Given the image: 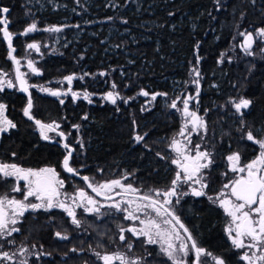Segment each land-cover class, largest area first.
<instances>
[{
	"label": "trees",
	"instance_id": "obj_1",
	"mask_svg": "<svg viewBox=\"0 0 264 264\" xmlns=\"http://www.w3.org/2000/svg\"><path fill=\"white\" fill-rule=\"evenodd\" d=\"M1 1L3 6H11L13 3V0ZM214 1L174 0L167 4L161 3L162 10L158 6L153 7L154 19L158 26L157 29L150 26L149 32H146L148 42L141 44L134 52L135 56H131L130 60L134 65L130 67L124 60H115L120 63L125 73L124 79L129 83L128 86H133L134 93L139 92L143 86L148 89L153 86L152 92L167 93L170 91L168 83L171 72L175 71L174 68L178 70L175 73H183L179 80L185 82L193 65L198 68L202 78V96L208 100L204 108L213 109L217 104L226 102L236 88L243 93L245 88L243 84L241 85L243 76L239 78L229 71H235V68L226 63L219 67V61L222 53L232 44L235 27H243L245 31L264 28V0H228L218 13L214 10ZM19 8L20 4H17L12 9L18 12ZM59 15L49 10L43 13V16L49 17L52 23L58 22ZM171 27L174 30H170ZM99 41L85 38L89 53L94 55L97 52L91 61L87 59L88 71L95 69L98 62H105L102 53H98L101 46ZM6 51L5 40L0 34V56L6 57ZM137 55L140 57L135 58ZM160 55L163 59H159L160 61L155 64L156 68L151 70L152 60ZM2 57L0 62L4 68L7 65L4 64ZM242 61L255 67L248 81L250 87H247L248 90L242 95L252 102L244 121L250 127L248 131L254 132L259 138L257 131H261V137L264 130V63L248 55ZM49 62L47 65H41L45 75L43 81L51 79L50 76L46 77L49 71L55 73L54 77L57 79L58 74L71 73L74 68L73 61L59 57L51 58ZM245 69L247 71L248 66ZM150 70L154 75L153 79L166 80V83L156 82L158 85L156 87L153 79L149 82L146 72ZM235 84L239 86L233 87ZM84 90L90 93L96 89L92 82H86ZM6 97L7 95H3L0 99L4 101ZM11 98V106L17 109L27 102L26 97L20 93H13ZM32 101L34 118L45 123L60 121L65 116L70 124L77 125L85 116L87 117L81 127L86 143L83 148L80 147L82 150H75L71 159L73 168H82L80 174L105 179L117 178L125 173L129 176L126 181L140 187L142 191L163 189L170 184L171 175L160 156L165 154L163 147L167 140L179 129L175 114L167 116L160 111L157 115L153 112L150 115L147 111H141L139 100L137 103H130L132 116L123 108V104L108 106L97 99H93L92 103L79 102L76 110L73 109L71 97L63 98L64 103L61 104L56 97L35 93ZM13 113L12 111L11 115ZM13 120L14 122L18 120L19 123H16V128L11 129L0 141V163H15L24 168L52 166L59 169L64 155V149L59 143L41 141L35 132V126L23 119L20 114ZM233 120L237 126L239 122L235 117ZM221 124L225 128L230 127L228 122H221L218 125ZM218 125L215 124V128ZM138 128L144 136V140L139 143L135 140V136L139 135ZM216 136L212 141L218 150L215 155L220 160L223 155L230 153L232 141L218 142ZM12 140L14 141L11 142ZM13 153L16 156H13ZM157 153H160V156ZM71 180L77 185H83L81 181ZM181 212L184 216L183 222L201 247L223 258L225 264H241L223 236V217L218 210L211 209L202 200H189ZM77 217L82 222L81 235H77L76 225L60 212L38 210L25 215L22 222L17 225L19 232L0 238V250L16 253L9 264H19L21 260H27L28 264H103L94 256L91 257L90 250L102 254L115 253L122 251L131 243L133 245L131 254L142 258L141 264H170L158 253L157 248L147 246L141 238H134L128 232L125 233L126 240L120 241V229H126L129 225L121 214L105 210L102 217L84 212H79ZM56 221L62 223L60 232L62 236H67V239L56 236L54 231ZM23 248H27L28 252L21 255L20 250Z\"/></svg>",
	"mask_w": 264,
	"mask_h": 264
},
{
	"label": "rangeland",
	"instance_id": "obj_2",
	"mask_svg": "<svg viewBox=\"0 0 264 264\" xmlns=\"http://www.w3.org/2000/svg\"><path fill=\"white\" fill-rule=\"evenodd\" d=\"M171 1H174V0H163V1H160V0H13V3L11 4V6L10 5L3 6L2 1L0 0V8L7 7L10 9L9 13L5 15L10 21L8 25L9 31L13 33L12 44H13V47L15 48L14 55L16 56L17 59L20 60L21 62L20 71L27 74L26 78L28 80L29 85L44 86V87L51 88L53 90H59V91L64 92V91H67L69 85L67 84L66 81H63V78L65 76L74 75L76 78L73 80L71 84V88H72V91L81 94L80 98L73 100L71 93H69L66 96H60L59 98L56 97V100H59V101L63 100V98L65 97H71L72 102H73L72 106L74 110H76L79 102L84 101V102L89 103L88 100L83 99L82 94L86 91L84 90L86 88V82H89V83L92 82L96 90L90 93L87 91L90 94L89 99L91 101L93 99H97V101L103 104H106L108 106H115V105L123 104L124 105L123 108L127 109V111L131 113V116L133 115V111L132 109H130V103L131 102L137 103L138 100L140 101V104H141V111L143 112L147 111L148 113H150V115L152 112L155 113V115H157L160 111L164 115H167V116L168 114L169 115L175 114V116L178 118L180 122V126H179V129L176 131V133H174L170 137L171 139L169 142L171 144L173 137H176L177 139H181V140L184 139L183 137L177 136V133L179 132L180 128L182 127L184 123V119L179 111H177L176 109H172L169 105L172 103L173 100H176L177 97H179L180 99L177 100V105L179 108H182L183 105L181 101L183 100L184 97L188 95H192V96L196 95L197 86L192 83V80L195 78L194 75L192 74V71L188 74L187 80L185 82H181L179 79L183 73L182 72L175 73V71H178V70L174 68L175 71L171 72L172 75L170 76V79H169L170 82L168 83V86L170 87V91L167 92L166 96L158 95L155 100H152V94L165 93V92H161V91L152 92L154 90L153 86L149 87V89L146 86H143V88L141 87V90L147 91L149 93V96L146 97V96L140 95L139 93L141 92V90L139 92L134 93L135 90L133 91V86L131 85L128 86L129 83H127L124 79L125 73L122 71L120 63H117L115 61V60L121 59V60H124L127 63V65L130 67L134 65V62L130 60L131 56H135L134 52L141 44L148 42L146 32H149L150 26L154 27L153 29H157V26H158L157 22L154 19L155 16L153 15V7L158 6L159 9L162 10L163 8L160 7L161 6L160 4L161 3L167 4L168 2H171ZM227 1L228 0H219V4H217L215 0L214 10L217 11V13L220 12L222 6L225 3L227 4ZM17 4L18 5L20 4V8L18 12L12 9ZM48 10L50 12L60 14L57 19L58 22L52 23V20H50L49 17L45 18L43 16V13L48 12ZM121 13H122V16H121ZM119 16L121 17L119 18ZM33 22L37 24L38 29H44L50 26H58L62 28V31L50 33V32H45L41 30V31L29 33L28 35H20V33H22L23 30ZM172 22L176 23V21H172ZM170 30H174L173 27H171ZM257 31L258 29L253 30V31H249V30L247 31V32L253 33L254 40H255L253 47L251 49L253 55H248V56H250L251 58H254L256 61L258 60L264 63V38L257 36L256 35ZM240 32H245L243 27L242 28L240 26L235 27L234 33L232 35V38H233L232 44L226 51L222 53L223 60L221 62V57H222L221 55L220 61H219V67H222V65L226 63V65L233 66L235 68V71L234 70H229V71L233 72V74L238 75L239 78L243 76V82L241 83V85L243 84V86H245L243 93L241 91H238L239 88H236L231 93L232 97H230L226 102L217 104L216 108L206 109L204 107L207 105L208 100L207 98L202 96L203 95L202 94V78L200 76V84H199L200 92H199V97H198V103L195 100L190 102V110H196L198 114L203 117L206 123V129H207L206 133L203 130H201L200 134H197L195 132L191 134L190 138H191L192 144L190 145V148L194 147L196 144H200L201 145L200 150L201 151L207 150L208 152H210L211 158L213 161L214 155H213L212 149L215 148V145L213 144L211 145L209 144V142H213L212 140H214L213 138L216 135H217L216 139L218 142L227 143V142L232 141L231 147H230L231 152L224 159L226 160L227 169L231 173L233 172L230 170V164H229V161L227 160V157L229 155H232L233 153H239L240 165L241 166L246 165L241 162V158L243 157L242 156L243 147H245V145L241 144V142H249L246 139V133L248 132V130H250V127L248 123L244 121V117L247 112L244 113L242 111L243 115H241L240 113H237L235 108L233 107V104L230 101H239L241 97L245 98L244 95L242 94L246 93L244 91L248 90L247 87H250L248 84V81L251 79L252 72L255 70V67L253 65H246L244 61H242V59L245 58L246 54L239 47V45L243 42V39H244L242 36L239 35ZM85 38L86 39L91 38V39H94L95 41L100 40L99 44H101V46H99L98 53L99 54L102 53L101 56L103 57L105 61V62H98V66L95 65V69L90 70V71H88V68H87L88 66L87 59L91 61L92 60L91 58L94 57V55H97V52L95 49L97 48V46L94 48L96 53L94 55H91L90 54L91 52L89 53L88 47L85 45ZM83 39H84V42H83ZM29 43H38L40 45V51L36 52L35 50L28 49L27 45ZM5 46H6V43H5ZM100 47L102 48L100 49ZM158 52L159 51L156 50L157 54H159ZM139 54L141 56L143 55L142 53H139ZM54 57H59L63 60L73 61L74 68L71 73L67 74L66 72H64V74L62 75L58 74L59 78L57 79L56 77H54L55 73H52L51 71H49L46 74V77L50 76L51 79H49L48 81H43L45 78V75H44L43 69L41 68V65L49 64L50 63L49 60ZM138 57L140 56L137 55V57L135 58H138ZM2 58L4 59L3 60L4 64L7 66L3 68V65L0 62V70L8 74L6 79L11 78L14 80L13 64L11 60L8 58V51H6V57H2ZM159 59L160 60L163 59L162 55L152 60L151 70H154V68H156L155 64L160 61ZM28 60H32L34 62L35 67L38 68L41 73L40 75H36L31 72V70L28 68V65H27ZM194 66L195 65H193V68ZM246 66H248L247 71L245 69ZM151 70L146 72V75L148 77L147 80L149 79V82L154 77ZM155 71H157V69ZM86 73L87 75H85ZM100 73H105V75H100ZM80 77H83V79H80ZM50 81L51 83H49ZM58 81H63V82L57 83ZM159 81L166 83V80H158V79H153L152 82L153 84H155L156 87H158L156 82H159ZM113 84H115L116 86L115 88L112 87ZM237 85L238 84H235L233 85V87ZM213 87H215V85H213ZM29 91L31 94V98L33 97L35 93L49 96L48 93L40 91L39 87H29ZM110 91L114 93H119V98H117V101L115 104L104 99V96ZM13 93H18V90L16 87L14 88L5 87L4 91L0 92V96L7 95L4 101L0 99V103L7 105V110L5 114L13 122L15 120V119L13 120V118H15L17 114L18 115L20 114L21 117H23V119L27 120L23 114V109L27 105V102L25 101L24 106L21 107L20 109L12 107L10 104V101L12 100L11 97ZM49 97H55V96H49ZM135 97L138 99H136ZM200 98H201V103H202L201 106L199 104ZM33 108H32V115L34 112ZM12 111L14 112L13 115H11ZM236 116L239 117V119H237ZM234 117L239 122L237 126L234 125L235 123V121L233 120ZM83 121L84 119L82 121H79V124H77L79 125L78 130L73 127V124H70V121H68L65 116H63L60 121L55 120V121H50L46 123L55 122L56 124L60 125L57 131L58 132L62 131L67 135V139L65 140V143H68L70 147L73 149V153H72V156H73L75 150H82L80 149L81 144L77 143V141H81L83 146L86 143L83 137V134L81 133V127H83V124H84ZM221 122L222 123L228 122L230 124L229 125L230 127L227 126L225 128L223 124L218 125ZM14 123L16 124L19 122L17 120V122H14ZM32 124L34 125V123ZM215 124L218 125L216 128H215ZM137 130L139 131V128ZM8 132L0 133V141L3 139L5 134H8ZM35 132L39 135L41 141L58 142L59 145L63 148L62 146L63 141L61 140L60 136L57 135L56 132L49 133V136L51 137L49 141L43 140L41 138L40 133L37 131L36 126H35ZM257 132L259 134V138L254 132H252L253 135L257 139L264 138V130H263V136L261 137H260L261 131H257ZM139 135H143V134L140 133L139 131ZM13 141L14 140H12L11 142ZM195 142H199V143H195ZM236 142L238 145L236 144ZM253 144H254V147L256 148L255 149L256 156L254 157L255 159L259 155L260 148L258 144L254 142ZM36 148L37 147H35V149ZM166 149L168 151V154H169L168 156L170 157V162H171L172 159L176 158V153L169 146H167ZM66 154H67V150L64 149V155H63L62 160L64 159ZM192 154L194 155L195 153L193 152ZM70 165L71 167H73L71 160H70ZM43 167H52V166H41V167L34 168V169H39ZM55 169L57 173H59L60 179H63L65 182V186L61 190L62 192L74 194L78 189H83L84 191L88 193V195L98 200L100 204L105 205V207H101L100 213L96 215H98L99 217H102L106 210L107 212H112L114 214H121L122 218L124 219L125 213L117 212L115 211V209H110L107 207L108 204L113 202L112 200H104V199H99L95 197L93 194H91L90 192L86 190L84 185L82 184L77 185L73 183L72 180L62 172L61 167L59 169L58 168H55ZM75 169L78 171L79 175L83 177L86 176V175L80 174V171H82V168L80 169L75 168ZM208 169L203 170V173L205 176V182H206V171ZM177 171L178 169L174 165L173 179L175 178ZM234 174H235V177H234L235 179L238 177V175H241L240 173H234ZM125 175H126L125 173H122L117 178L108 177L105 179L96 178L95 176L94 177L87 176V177L90 178V181L93 184H101V183H104L106 181H110L113 179H121L123 183L129 184L126 180L122 179ZM15 184H16V181L14 178L0 177V196L8 195L9 197L23 199V192H13L12 191V188ZM19 184L21 188L24 187V181H20ZM170 187H171V184H170ZM191 187H199V186L194 185L191 182L181 183L177 189L178 196L171 198L173 200V205L171 207L174 210L175 214L179 216L180 220L182 221L184 217H182V212H181V207H180L181 203L188 198L189 199L190 198L191 199L200 198V197H195L192 195H187V196L179 195L180 193H183V192H190ZM136 188L140 189V194L150 192V190L142 191L140 187H136ZM167 189L168 188H163L161 190H167ZM206 190L207 189H205V191ZM221 190L217 192L216 194L206 195L202 197H206L208 199V196H212L213 198H215L217 195H219ZM223 190L226 193L230 191L229 189H223ZM120 191L122 190L115 189L113 192L108 193V195L111 196L115 194L116 192H120ZM121 198L122 197H117L114 200H120ZM160 199L162 200L163 197H160ZM177 199H179L178 204L176 203ZM30 201L33 203H39V201H36L35 198H30ZM210 203L212 205L217 206L222 211V213L226 216L228 220L227 222V225H228L230 218L224 213L223 209L219 207L218 203H213L212 201H210ZM39 210L45 211L44 209H39ZM36 211H32V210L26 211L24 213V216L30 213H34ZM148 211L150 212L152 216H155V213H151V210H148ZM45 212H60L64 214L65 217L72 223L71 217H69L67 213L64 212L60 208L54 207ZM79 212H84V210L82 208H76L77 216ZM92 214L95 215V213H92ZM23 217L19 218L20 222H22ZM77 219L79 220L78 217ZM126 221L129 222V225L127 226V228L130 226H137V227L140 226L138 221H135V222L130 221V220H126ZM17 225H15V227H17ZM81 226H82L81 224L79 227L77 225L75 226L78 232L77 235H81L80 233ZM61 227H62V223L56 221L54 224L55 234L57 232L61 233L60 232ZM226 227L224 228V233L226 235V238L229 244L232 246L231 240L229 239L225 231ZM125 233L126 232H124V235ZM128 233L131 234L130 232ZM181 234L183 235L182 232ZM140 238L143 241H145L144 237H140ZM176 243L179 244L178 241ZM186 243L189 244L188 241H186ZM196 243L197 245H199L198 242ZM146 245L154 246L155 248H157L158 253L162 255V257L171 264V261L167 258V256H165L164 254L160 252V246L158 244H151V245L146 244ZM189 247H190V244H189ZM232 248L234 249V251L238 253V259L242 261L243 264H246V262L241 260L240 257L243 255L245 251H249L250 253L251 250L236 249L233 246ZM204 249L206 250V248ZM95 252L96 251L94 250H90V254H92L91 257L94 256L96 260H99L96 257ZM118 252L125 253L131 258H138V257L132 256L131 254L132 249L129 250L127 246L124 247L122 251H118ZM9 253L12 254L13 252H9ZM206 253H211V252L206 250ZM108 254H111V253H108ZM213 256L215 255L213 254L211 256L202 255L200 257V264H214V261L212 259ZM184 259L186 261V264H194L195 258H194L193 250H191L189 254L186 257H184ZM99 261L102 262L101 260ZM8 262L9 261L0 260V264H9ZM115 264H119V262L116 261Z\"/></svg>",
	"mask_w": 264,
	"mask_h": 264
},
{
	"label": "snow or ice",
	"instance_id": "obj_3",
	"mask_svg": "<svg viewBox=\"0 0 264 264\" xmlns=\"http://www.w3.org/2000/svg\"><path fill=\"white\" fill-rule=\"evenodd\" d=\"M219 4V0H216ZM10 9L7 7L0 8V34L7 42L8 46V58L13 62L15 67V79L7 77V73L0 70V92L4 91L5 87L14 88L19 86V90L25 93L29 92V87H39V90L48 93L55 97L66 96L71 93L73 100L79 99L80 95L77 92L72 91L71 84L76 78L74 75L65 76L63 81H66L69 85L67 91L53 90L44 86L29 85L26 78L27 74L20 71V60L14 55L15 48L13 47V33L9 31L8 25L10 21L5 14L9 13ZM126 22V21H125ZM45 32H60L61 27L50 26L44 29H38L35 22L28 25L20 35H28L29 33L36 31ZM243 42L239 47L246 55H253L251 49L255 42L252 32H240ZM257 36L264 38V28L259 29L256 33ZM27 48L30 50L40 51V45L38 43H29ZM223 60V54L221 62ZM199 57L197 58V63ZM28 68L33 74L40 75V71L35 67L32 60L27 61ZM194 79L192 83L197 86L196 95H188L181 101L183 107L179 108L176 100H173L169 105L172 109L179 111L184 119V123L180 128L177 136L184 139H177L173 137L169 147L176 153V158L172 159L171 163L176 165L178 171L175 178L171 181V187L167 190L153 189L149 193L140 194V189L134 187L132 184H125L121 179H113L101 184H93L90 178L87 176L82 179L87 184L88 188L96 194V196H103L106 200H112L113 202L108 204L107 207L115 209L117 212L125 213L124 219L130 221H138L139 227L130 226L128 228L120 229L119 239L121 242L126 240L124 232H130L134 237L145 238L146 244H158L160 246V252L167 256L171 261V264H186L184 257H186L191 250L195 252L194 264H200V257L202 255H209L206 250L199 247L193 238L192 234L181 222L179 216H177L172 209L173 200L172 197H177V189L181 183L191 182L199 187H191L190 192H183L179 195L187 196L192 195L195 197L206 196L205 189L208 188V184L205 182V176L203 170L210 168L212 164L211 153L207 150L201 151V145L196 144L190 148L192 144L191 134L193 132L200 134L203 130L205 133L206 123L202 116L198 114L196 110H190V102L196 101L198 103L199 97V84H200V72L198 68L192 69ZM87 75V73L85 74ZM105 75V73H100ZM83 79V77H80ZM58 81L57 83H62ZM115 88V84L112 85ZM143 96H149L147 91L141 90L139 93ZM83 99L92 101L89 99L90 94L85 91ZM158 95L166 96L167 93H155L152 94V100H155ZM119 98V93L108 92L104 99L115 104ZM127 102V101H125ZM233 104L237 113H242V109H247L251 101L249 99L241 97L239 101H230ZM63 104L64 101L60 100ZM33 101L31 94L29 93L27 105L23 109V114L29 120H34L37 130L43 140H50V132H56L63 139H67V135L62 131H57L60 127L59 124L43 123L42 121L35 119L32 115ZM7 105L0 103V133H6L10 129L16 128V124L10 120L5 114ZM143 110V109H142ZM84 119H87L85 116ZM77 130L79 125H73ZM146 135V134H145ZM246 139L259 145V155L246 165H240L239 153H233L227 157L230 164V170L233 173H240L238 177L229 183L223 185V189H229V192H225L223 189L215 198L208 196V199L213 203H218L219 207L223 209L224 213L230 218L229 224L225 231L231 240L232 246L236 249H249L245 251L240 257L246 264H264V138L257 139L252 131L246 133ZM135 140L137 143L144 140L143 135H136ZM81 144V141H77ZM63 147L67 149L62 167L64 170L73 175H79L78 171L70 166V160L72 158L73 149L68 143H64ZM195 153L194 155L192 153ZM160 156V153H157ZM15 156V153H13ZM161 159L166 157L160 156ZM226 175V173H225ZM0 177L14 178L16 184L13 186V192H23V199H17L15 197H9L8 195L0 196V238L11 236L15 232H19L20 229L15 227L20 220V217L24 216L26 211H36L44 209L48 211L52 208H60L71 217L72 223L80 226V220L77 219L76 208H82L85 213L99 214L101 207L105 205L100 204L94 197L88 195L83 189H78L74 194L62 192L61 190L65 186L63 179H60L59 173L53 167H43L39 169L24 168L15 163H0ZM123 180H127L128 176L125 175ZM24 181V187L21 188L19 182ZM115 189H121L122 191L116 192L117 196H121L120 200H114V197L108 195ZM63 197V198H62ZM160 197H163L161 200ZM30 198H35L39 203H33ZM70 201V203H69ZM179 203V199L176 200ZM151 213H155L152 216ZM143 216V218H142ZM159 218V219H157ZM178 226V227H177ZM183 230V235L181 234ZM57 237L61 239H67V236H62L61 233H56ZM179 242L177 244L176 242ZM186 241L191 242L189 244ZM13 243V241H9ZM128 249L131 250L133 245L129 243ZM76 251V249H72ZM28 252L27 248L20 250V254L23 255ZM259 253V254H258ZM16 253L10 254L7 251L0 252V260L11 261L14 259ZM96 257L103 262V264H115L116 261L119 264H141L142 258H131L125 253L115 252L111 254H101L95 252ZM214 264H225L223 258L212 257ZM19 264H28L27 260H21Z\"/></svg>",
	"mask_w": 264,
	"mask_h": 264
},
{
	"label": "flooded vegetation",
	"instance_id": "obj_4",
	"mask_svg": "<svg viewBox=\"0 0 264 264\" xmlns=\"http://www.w3.org/2000/svg\"><path fill=\"white\" fill-rule=\"evenodd\" d=\"M247 99V98H246ZM251 101V100H250ZM200 106H201V98H200V102H199ZM252 106V102L250 104V106L247 108V109H242V111L244 113H246L247 111H249V109L251 108ZM237 119H239V117L236 116ZM178 120V118H177ZM179 122V120H178ZM179 126H180V122H179ZM170 139L169 138L166 142V144L164 145L163 147V150H164V156L163 157H166L165 159H163L164 161V164H165V168L167 170V172L171 175V181L174 177V164L172 165L171 162H170V157L168 156V151H167V146H169L170 144ZM49 143H54V142H49ZM195 143H199V142H195ZM215 142H209V144H214ZM217 144V143H216ZM241 144H244L245 147H243V151H242V158H241V162L243 164H247L249 162H251L254 157L256 156V148L254 147V144L252 141H249V142H241ZM64 149V148H63ZM217 148H214L212 149V152H213V164L212 166H210V169H208L206 171V183L208 184V188L206 190L207 192V195H213V194H216L217 192H219L222 188H223V185L226 184V183H229L230 181L234 180L235 178V174L234 173H231L228 169H227V166H226V160L225 157L229 154H226V155H223L222 156V159L218 160L215 153L217 152ZM231 152V151H230ZM246 158H248L247 160H245ZM63 161V160H62ZM71 166V165H70ZM176 166V165H175ZM61 170L62 172L66 175V173L63 171L62 169V162H61ZM226 173V175H225ZM68 176V175H66ZM69 177V176H68ZM70 179H74L76 181H81L80 179H76V178H73V177H69ZM84 185V187L86 188V190L89 192V190L87 189V187L85 186L84 182L81 181ZM171 184V182H170ZM170 184L166 187V188H169L170 187ZM96 197V196H95ZM98 198V197H97ZM100 199V198H99ZM194 201V200H202L205 202V204L207 206H209L211 209L213 210H218L221 214V216L223 217V226H222V231H223V236L225 237L226 241L228 242L227 238H226V235L224 233V228L226 227L227 225V218L226 216L222 213V211L215 205H212L210 203V201L206 198V197H200V198H188L186 200H184L182 203H181V211L184 209V204L187 202V201ZM184 217V216H182ZM181 222L185 225V223L181 220ZM185 227L189 230V228L185 225ZM182 232V231H181ZM190 232V231H189ZM191 233V232H190ZM192 234V233H191ZM193 236V235H192ZM194 238V237H193ZM195 239V238H194ZM196 241V239H195ZM197 242V241H196ZM229 243V242H228ZM230 245V244H229ZM200 246V245H198ZM231 246V245H230ZM201 247V246H200ZM232 248V246H231ZM233 249V248H232ZM207 250V249H206ZM234 250V249H233ZM237 255V259H238V253L236 251H234ZM214 255V254H213ZM216 256V255H215ZM238 261L242 263V261H240L238 259Z\"/></svg>",
	"mask_w": 264,
	"mask_h": 264
},
{
	"label": "water",
	"instance_id": "obj_5",
	"mask_svg": "<svg viewBox=\"0 0 264 264\" xmlns=\"http://www.w3.org/2000/svg\"><path fill=\"white\" fill-rule=\"evenodd\" d=\"M5 43H6V46H7V42L5 41ZM6 50L8 51V46L6 47ZM12 62V61H11ZM12 64H13V62H12ZM15 65L13 64V70H14V79H15ZM17 88V90H18V93H20V94H22V95H24L25 97H26V100L28 101V97H29V93H30V91L28 92V93H25V92H22V91H20L19 90V86H17L16 87ZM49 96H52V95H50L49 94ZM25 117V116H24ZM27 120H29L27 117H25ZM30 122H32V123H34V125H35V122H34V120H29ZM36 126V125H35ZM37 128V127H36ZM38 131V130H37ZM39 132V131H38ZM61 138V137H60ZM61 140L63 141L62 142V146H63V144L65 143V139H63V138H61ZM46 141H49V140H46ZM64 148V147H63ZM65 149V148H64ZM65 150H67V149H65ZM63 162V161H62ZM62 169H63V171L66 173V175H68L69 177H73V178H76V179H80L81 181H83L84 182V184H85V186L87 187V189L89 190V192L91 193V194H93L94 196H96V194L94 193V192H92V190L90 189V188H88V186H87V184L85 183V181L82 179V177L83 176H81V175H73V174H70V173H68V172H66L65 170H64V168L62 167ZM112 197H114V199L115 198H117V197H121V196H117L116 195V193L115 194H113V195H111ZM96 197H98V198H100V199H104V200H106L103 196H96ZM178 227V226H177ZM182 231V233H183V230H181ZM189 242V241H188ZM189 244L191 245V242H189ZM193 253H194V258H195V252H194V250H193Z\"/></svg>",
	"mask_w": 264,
	"mask_h": 264
}]
</instances>
